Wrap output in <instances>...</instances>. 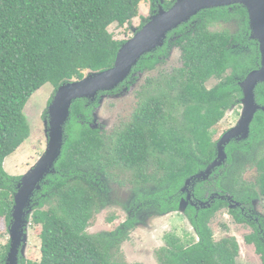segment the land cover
I'll return each instance as SVG.
<instances>
[{"label": "trees", "instance_id": "trees-1", "mask_svg": "<svg viewBox=\"0 0 264 264\" xmlns=\"http://www.w3.org/2000/svg\"><path fill=\"white\" fill-rule=\"evenodd\" d=\"M144 1L0 0V218L7 228L20 179L8 175L3 165L30 135L24 114L28 100L47 84L55 93L67 82L110 69L125 41L114 39L109 28L130 26ZM148 1L151 17L158 1ZM172 4L173 1L165 3L164 9ZM231 18L242 30L246 27L247 13L240 5L231 10L201 11L168 33L169 38L176 32V40L164 41L162 47L143 55L117 88L99 93L93 102H72L54 172L34 193L27 216L32 226L40 227V260L26 262L19 257L18 264H126L113 260L110 250L129 240L137 211L149 208L160 215H185L197 238L184 246L174 236L166 235L165 246L156 251L159 264H236L238 243L228 237L216 241L210 227L214 215L226 207L224 202H208L209 207H195L197 210L187 204L180 209L185 181L215 158L216 141L210 132L229 109L240 105V89L233 81L235 73L242 77L252 68L246 52L232 47L240 41L241 34L232 37L207 31L212 22ZM148 20L149 17L143 19L136 31ZM171 46L179 49L182 66L161 80H145L139 93L143 97L132 121L106 144L101 131L90 127L99 97L129 87L136 80V73L155 70ZM228 70L233 73L223 78ZM213 77L222 81L207 89L205 82ZM255 92L256 103L264 107V83ZM43 119H47V113ZM259 134H264L262 111L255 114L247 140L239 144L232 141L226 146V164L230 167L223 170L226 180L220 181L222 186L219 178L208 182V188L202 180L190 183L188 190L199 204L206 202V191L221 188L234 198L242 192L250 197L249 184L242 180V172L237 173L233 159H241L239 165L258 168V188L264 200V155L251 159L250 152ZM117 171L127 172L125 183L131 185L132 201L123 206L128 215L108 236L90 234L89 221L104 204L107 184L111 180L117 182ZM214 198L211 196L210 200ZM229 213L234 222L254 228L255 233L244 237V241L253 243L264 256V243L256 235V224L240 218L234 210ZM8 249L9 241L0 245V264H5Z\"/></svg>", "mask_w": 264, "mask_h": 264}, {"label": "rangeland", "instance_id": "rangeland-1", "mask_svg": "<svg viewBox=\"0 0 264 264\" xmlns=\"http://www.w3.org/2000/svg\"><path fill=\"white\" fill-rule=\"evenodd\" d=\"M163 1L168 3L172 0ZM149 7L150 1L145 0L141 3L138 16L133 19L130 26L117 27L112 25L109 31L114 36V39L126 42L132 38L143 19L150 17ZM178 59L179 53L177 50H173L168 59L157 70L136 73V80L129 87H124L119 93L113 95L103 94L99 97L98 107L93 113L90 127L101 131L106 144H110L111 139L116 137V133L132 121L133 113L138 108L143 97L139 93L142 92L145 80L149 78L152 81H157L162 76L170 74L173 69L179 67ZM213 84L214 81L209 82L207 87ZM53 96L54 89L47 84L38 89L28 100L24 108V114L29 124L30 135L14 154L5 159L3 169L8 175L19 177L20 179L44 153L47 138L44 131L45 120L43 117L47 112L48 102L52 100ZM240 112L241 105L235 106L226 112L223 119L210 132L214 142L224 132L236 125ZM263 141L257 149L264 147ZM240 161L241 159H233L237 173L242 172L244 181L253 182L255 179L254 170L248 164L239 165ZM226 165V163L223 165V170L224 168L229 169L230 164ZM114 177H116L117 182L111 180L107 184L104 204L98 212L93 214L92 219L89 221L87 232L90 234L106 237L109 233L114 232L128 215L123 206H127L132 201L133 196L131 185L125 183V179H128L127 172L117 171ZM216 178L219 177L214 176L208 182L212 183L211 181ZM225 180L226 178H219L221 182ZM208 182L205 186H208ZM260 211L264 213V211ZM136 219L135 228L128 232L129 240L118 245V249L110 250L113 260L126 264H159L156 251L160 247L165 246L164 237L166 235L174 236L184 246H189L197 241L194 230L185 215L177 213L160 215L155 214V211L149 208L137 211ZM210 227L216 241L228 237L234 238L238 243L239 252L236 257V264H262L259 256L254 253L253 246H247L243 242L248 229L236 225L225 210H220L214 215L210 221ZM8 229L9 227L7 228L3 219L0 218V245H4L9 241ZM25 233V247L20 257L26 262H39L40 227L32 226L29 223Z\"/></svg>", "mask_w": 264, "mask_h": 264}, {"label": "water", "instance_id": "water-1", "mask_svg": "<svg viewBox=\"0 0 264 264\" xmlns=\"http://www.w3.org/2000/svg\"><path fill=\"white\" fill-rule=\"evenodd\" d=\"M233 5L242 6L247 13L249 26L253 30L252 37L256 38L260 45L261 66L249 72L240 83L243 98L239 119L234 127L224 132L216 141L214 160L203 171L185 181L181 191L187 193V199L181 201L180 209L184 208L191 198L190 190H188L190 183L195 180L207 181L216 168L226 163V146L233 140L240 142L248 139L255 114L259 110L264 112V107L259 106L255 99L256 87L264 83V0H174L172 6L166 10L158 6L148 22L121 45L114 65L110 69L89 73L82 80L67 82L55 91L47 108V119L44 121L47 138L44 153L17 184L10 214L9 249L5 264H18V259L22 255L25 247V231L29 225L27 216L31 213V202L34 193L40 190L41 182L47 175L54 172V164L61 154L64 126L69 118L72 102L78 99L93 102L99 93L114 90L130 76L133 67L143 55L163 46L168 33L187 23L201 11ZM199 205L202 208L209 207L208 202Z\"/></svg>", "mask_w": 264, "mask_h": 264}, {"label": "flooded vegetation", "instance_id": "flooded-vegetation-1", "mask_svg": "<svg viewBox=\"0 0 264 264\" xmlns=\"http://www.w3.org/2000/svg\"><path fill=\"white\" fill-rule=\"evenodd\" d=\"M157 1H158V4L156 6V9H158V6H161L164 9V4L166 2H164L163 0H157ZM172 1L174 3V0H172ZM233 6H235V5H233ZM233 6L221 7V8H227V9L231 10V8ZM207 31L212 33V34H226L228 36L231 35L232 37H237V36H239V34L242 35V36H240V41L232 44V47H234V48L236 47L240 51L246 52V54L250 57V61L252 62V68H250L246 74L244 73L245 75L243 74L242 77L239 75V73H235V75L233 77V81L235 82V84L238 85V87H239L240 83L245 79V77L247 76V74L249 72L257 70L260 68V66H261V55H260V51H259L260 45H259L258 40L256 38L252 37L253 30H252V27L250 28V26H249L248 16H247L246 27L243 28V30L239 27V23L236 21V19L231 18L228 20L219 19L215 22H212L210 24V26L208 27ZM176 35H177L176 32H174L169 38L167 36L165 42L169 43L170 41L176 40L178 38V36H176ZM167 50H168L167 55L165 57H163V60L161 61L160 64L157 65L155 70H157L168 59L170 53L173 50H177V52L179 53V59L177 62H178L179 67L182 66L179 49L176 46H171ZM158 58H161V57L158 56ZM155 70H153V71H155ZM231 73H233V71L228 70L225 74H223L222 77L226 78L229 75H231ZM158 80L159 79H157V81ZM212 81H214V84L211 85L210 87H207V84L209 82H212ZM221 81H222L221 78H214V77L210 78L209 80H207L205 82V87L207 89H212L216 85H218ZM239 89H240V87H239ZM240 93H241V97H240V103L239 104L241 105V99L243 98V94H242L241 90H240ZM255 99H257L256 92H255ZM259 111H261V110H259ZM94 112H95V110L93 111V113ZM93 113H92V116H93ZM263 139H264V134L263 135L259 134V136L253 140V146H252L251 151H250L251 153L253 152V155H251V159H259L261 156L264 155V147H262V149H257L258 147H260L259 145L262 143ZM233 142L237 143V144L240 143L236 140H233ZM263 146H264V141H263ZM236 152H238V151H236ZM251 167L254 170V174H255L254 181L253 182H246L243 180V176H242V180L249 184V193L251 194L250 197L245 196L244 193L242 192L239 194V196L238 195L236 196L237 198H234L233 195L229 194L228 192L223 191V189L221 188L218 190L215 189L213 191H206L204 194V199H205L204 201L209 202L210 204L213 203L215 200H219L221 202H224L226 204V207L223 208L222 210L226 211L227 215L231 218V220H233V222H234V219H233L232 215L229 213L230 210L236 211L237 215L240 218L245 219L246 221H248L252 224H256V228L258 230L256 232V235L259 237V239H260L259 241L264 243V213H262L261 211L259 212V210L264 211V200L260 196V192H259V188H258V185H259L258 184V178H259L258 168L255 166H251ZM212 175L218 176L220 179H222L223 178V166L216 170V174L213 173ZM210 177H209V179H210ZM209 179L207 181H204L205 184H207ZM219 185H220V187L222 186V183L220 181H219ZM206 187L208 188V186H206ZM216 190H217V192H216ZM181 193L183 194L181 200L187 199L186 198L187 193L182 192V191H181ZM254 195H256V196H254ZM211 196H213L215 198L213 200H210ZM240 197H242V198H240ZM243 197H245V198H243ZM235 203H237V204H235ZM193 204L194 205L196 204V206L193 207L192 206ZM188 205L192 206L195 210H197L195 207L200 206L198 201L195 199V197L193 195L188 200ZM234 223H236V222H234ZM236 225L246 227L248 229V232H247V234H245L244 237L255 233L254 228L251 227L249 224H246V223L238 224V223H236ZM243 242L247 246H253L254 253L257 256H259L262 264H264V256L256 251L255 245L253 243H250V244L246 243L244 241V238H243Z\"/></svg>", "mask_w": 264, "mask_h": 264}]
</instances>
